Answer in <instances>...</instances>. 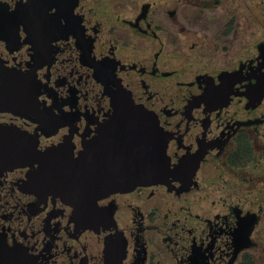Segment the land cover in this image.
<instances>
[{
  "label": "flooded vegetation",
  "instance_id": "flooded-vegetation-1",
  "mask_svg": "<svg viewBox=\"0 0 264 264\" xmlns=\"http://www.w3.org/2000/svg\"><path fill=\"white\" fill-rule=\"evenodd\" d=\"M0 70L39 102L0 110L29 146L0 160V264H264V0H0ZM121 95L170 171L71 204L43 169L86 155Z\"/></svg>",
  "mask_w": 264,
  "mask_h": 264
},
{
  "label": "water",
  "instance_id": "water-1",
  "mask_svg": "<svg viewBox=\"0 0 264 264\" xmlns=\"http://www.w3.org/2000/svg\"><path fill=\"white\" fill-rule=\"evenodd\" d=\"M29 73L0 70V110L34 117L39 102L38 86ZM116 111L106 129L88 146L86 155L76 159H58L57 165L45 166L54 187L71 204L89 203L114 191L131 190L143 184L164 181L170 168L166 152L167 137L156 118L148 111L131 104L128 97L118 98ZM11 138L17 140L18 137ZM26 144L15 145L0 133V160L11 154L13 163L27 151ZM53 152H59L55 148ZM20 153V154H18ZM26 154V153H25ZM51 173V176H50Z\"/></svg>",
  "mask_w": 264,
  "mask_h": 264
},
{
  "label": "rangeland",
  "instance_id": "rangeland-1",
  "mask_svg": "<svg viewBox=\"0 0 264 264\" xmlns=\"http://www.w3.org/2000/svg\"><path fill=\"white\" fill-rule=\"evenodd\" d=\"M263 257H264V253H263Z\"/></svg>",
  "mask_w": 264,
  "mask_h": 264
}]
</instances>
